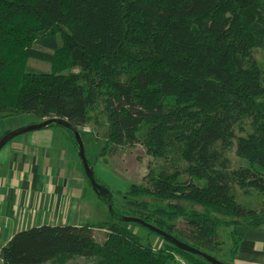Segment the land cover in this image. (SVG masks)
Here are the masks:
<instances>
[{"label":"trees","instance_id":"trees-1","mask_svg":"<svg viewBox=\"0 0 264 264\" xmlns=\"http://www.w3.org/2000/svg\"><path fill=\"white\" fill-rule=\"evenodd\" d=\"M255 48L264 49V0H0V114L64 120L78 131L103 103L104 149L140 145L162 162L127 192L126 216L216 260L219 229L229 230L233 262L237 229L264 225L234 194L264 199V68L252 58ZM29 60L49 64V72L28 68ZM233 148L247 167L229 168L225 153ZM155 198L166 209L152 210L146 200ZM131 226L142 228L109 214L99 226L102 243L89 224L29 228L10 238L0 260L174 264L177 255L208 264L147 230L163 244L144 243Z\"/></svg>","mask_w":264,"mask_h":264},{"label":"rangeland","instance_id":"rangeland-1","mask_svg":"<svg viewBox=\"0 0 264 264\" xmlns=\"http://www.w3.org/2000/svg\"><path fill=\"white\" fill-rule=\"evenodd\" d=\"M252 58L256 63L264 68V49L255 48L252 50ZM27 66L30 69L48 73L50 68L49 64L29 60ZM76 72V71H74ZM91 121L86 124L85 127L80 128L78 131L83 143L85 158L88 165L92 166L94 169V174L100 184L104 185L111 193L113 199L114 209L122 215H128L123 205L126 201L132 199L127 196V192L132 187H140L145 183V178L148 174L149 167H160L161 160L149 157L145 155L143 147L140 145H135L131 148L124 147L118 148L116 150H111L109 147L104 149L107 134L109 129V122L107 113L104 109L103 103H99L96 110L90 112ZM44 122V120H39L33 115H10V114H0V139L2 136V131L12 132L27 125H35ZM54 128H50L53 130ZM249 131L246 127L245 131ZM41 131V130H40ZM40 131L29 133L31 135L40 134ZM67 132V131H66ZM83 134H82V133ZM245 133H238L236 135L243 136ZM5 135V134H4ZM22 136V135H21ZM19 137H16L15 142L18 141ZM75 147V152L78 158V162L81 166V162L78 157V147L76 142H73ZM225 157L229 161V168L235 170L241 167H247V163L239 159L235 154V148L231 151L225 153ZM86 183V182H85ZM235 200L238 204L245 207L248 210L255 211L258 216H264V199L259 196L256 192H250L248 195L242 193V191L235 189ZM137 200V199H136ZM150 203L151 209H166V201L161 199H147ZM83 216L80 220L76 222L68 221L67 225L71 226L76 223L77 225L89 224L91 226H96L93 236L97 243H102L105 240V231L100 229V224L102 225L108 219V208L104 203L99 201L94 193L91 191L88 184H85V192L83 195ZM174 204L185 207L191 210V206L185 203ZM195 208V207H194ZM193 208V209H194ZM198 210V208H196ZM148 223L152 224L151 220H146ZM97 226L99 228H97ZM176 228H184L182 221L175 223ZM133 234L138 235L144 243L150 242L155 248L160 247L163 241L155 237V235H149L144 228L131 226L129 227ZM229 230H225L221 227L219 229V240L221 245H217L215 249V257L218 261L224 264H248V262H261L264 261V256L260 253H256L254 245H257L260 236L264 235V225L258 229L251 230L249 228H243L238 232L244 235V241L240 245L238 257L241 262H230L228 259L227 252L229 251L231 243L227 239V234ZM94 259H73L64 264H95ZM174 264H186L184 260L179 258L177 255L174 256Z\"/></svg>","mask_w":264,"mask_h":264},{"label":"crops","instance_id":"crops-1","mask_svg":"<svg viewBox=\"0 0 264 264\" xmlns=\"http://www.w3.org/2000/svg\"><path fill=\"white\" fill-rule=\"evenodd\" d=\"M39 133L14 138L0 150V251L15 233L79 221L86 208L83 169L69 133L60 128ZM255 243L256 253L264 256V235ZM238 253L233 261L239 263Z\"/></svg>","mask_w":264,"mask_h":264},{"label":"water","instance_id":"water-1","mask_svg":"<svg viewBox=\"0 0 264 264\" xmlns=\"http://www.w3.org/2000/svg\"><path fill=\"white\" fill-rule=\"evenodd\" d=\"M50 125H59L61 127H64L66 130H68L72 134L74 141L76 142L77 147H78V157H79V160L81 162L83 172H84L87 180L89 181L92 190L95 192V194L99 198H101L105 202V204L108 208V212L113 218H115L117 221H120L123 223L139 225L142 228H144L145 230L161 237L166 242L175 246L179 250L184 251L188 254L197 256V257L203 259L208 264H224V263H221L220 261L214 259L210 255H208L202 251L194 249V248H192L186 244H183L182 242L176 240L171 235L165 233L164 231H162L158 228H155V227L145 223L141 219L118 215L116 212H114V210L112 208V201H111L112 198H111L110 193L108 192V190H106L105 188L101 187L98 183H96V181L94 179L93 169L88 165V162L85 158L83 143H82V140H81V137H80L78 131L76 130V128L69 125L66 121L59 120V119H50V120H45L44 122H41V123H38L35 125H27L26 127H23L21 129L9 132V133L5 134L0 139V150H2V148L8 142H10L12 139H14L18 136H21V135H25V134H29L32 132L43 130Z\"/></svg>","mask_w":264,"mask_h":264}]
</instances>
